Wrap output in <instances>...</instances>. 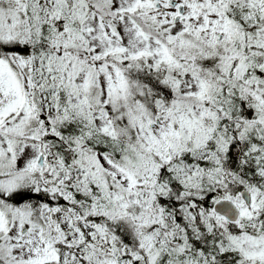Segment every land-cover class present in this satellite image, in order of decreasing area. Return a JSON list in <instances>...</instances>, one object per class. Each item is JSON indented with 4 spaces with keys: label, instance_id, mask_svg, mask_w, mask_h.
Returning a JSON list of instances; mask_svg holds the SVG:
<instances>
[{
    "label": "snow or ice",
    "instance_id": "snow-or-ice-1",
    "mask_svg": "<svg viewBox=\"0 0 264 264\" xmlns=\"http://www.w3.org/2000/svg\"><path fill=\"white\" fill-rule=\"evenodd\" d=\"M0 264H264V0H0Z\"/></svg>",
    "mask_w": 264,
    "mask_h": 264
}]
</instances>
